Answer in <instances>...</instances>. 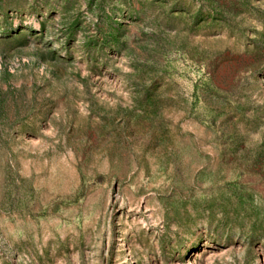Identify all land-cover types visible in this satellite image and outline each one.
<instances>
[{
    "label": "rangeland",
    "instance_id": "obj_1",
    "mask_svg": "<svg viewBox=\"0 0 264 264\" xmlns=\"http://www.w3.org/2000/svg\"><path fill=\"white\" fill-rule=\"evenodd\" d=\"M0 264H264V0H0Z\"/></svg>",
    "mask_w": 264,
    "mask_h": 264
}]
</instances>
